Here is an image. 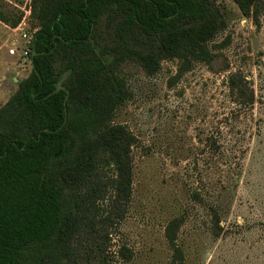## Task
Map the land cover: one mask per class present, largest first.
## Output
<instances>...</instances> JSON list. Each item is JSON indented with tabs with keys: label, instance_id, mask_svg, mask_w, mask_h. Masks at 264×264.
<instances>
[{
	"label": "trees",
	"instance_id": "obj_1",
	"mask_svg": "<svg viewBox=\"0 0 264 264\" xmlns=\"http://www.w3.org/2000/svg\"><path fill=\"white\" fill-rule=\"evenodd\" d=\"M233 2L259 23L262 0ZM28 11L38 28L32 70L0 108V264H78L77 237L113 224L111 214L122 216L133 192L136 138L115 122L130 97L124 67L151 76L178 61L180 76L212 65L227 18L219 0H31ZM24 17L5 15L0 2L10 29ZM227 87L236 107L254 106L241 73H230ZM105 203L111 212L101 220ZM184 223L178 216L166 226L169 264L185 262Z\"/></svg>",
	"mask_w": 264,
	"mask_h": 264
},
{
	"label": "rangeland",
	"instance_id": "obj_2",
	"mask_svg": "<svg viewBox=\"0 0 264 264\" xmlns=\"http://www.w3.org/2000/svg\"><path fill=\"white\" fill-rule=\"evenodd\" d=\"M0 2L2 13L23 14L33 27L31 0ZM219 3L227 27L213 43L212 65L180 76L178 61H164L151 76L135 64L124 67L130 97L115 122L136 138L133 192L122 216L111 214L113 224L77 237L80 264H169L165 229L178 216L185 218L178 238L184 264H264V8L255 24L233 0ZM9 29L0 21V108L32 70L6 55ZM236 71L254 92L253 107L231 102L227 79ZM122 247L131 260L119 254Z\"/></svg>",
	"mask_w": 264,
	"mask_h": 264
},
{
	"label": "built area",
	"instance_id": "obj_3",
	"mask_svg": "<svg viewBox=\"0 0 264 264\" xmlns=\"http://www.w3.org/2000/svg\"><path fill=\"white\" fill-rule=\"evenodd\" d=\"M30 18V12H28ZM24 17L21 24L16 29H11L13 37L7 44V52L10 57H18L24 64L31 62V55L33 53V45L35 41V34L38 28L30 29L26 24Z\"/></svg>",
	"mask_w": 264,
	"mask_h": 264
},
{
	"label": "water",
	"instance_id": "obj_4",
	"mask_svg": "<svg viewBox=\"0 0 264 264\" xmlns=\"http://www.w3.org/2000/svg\"><path fill=\"white\" fill-rule=\"evenodd\" d=\"M69 75H70V72L64 73V75L62 76V78L58 82V90L63 89V83L67 80V78L69 77Z\"/></svg>",
	"mask_w": 264,
	"mask_h": 264
},
{
	"label": "crops",
	"instance_id": "obj_5",
	"mask_svg": "<svg viewBox=\"0 0 264 264\" xmlns=\"http://www.w3.org/2000/svg\"><path fill=\"white\" fill-rule=\"evenodd\" d=\"M9 30L11 31V29H9ZM6 53H7L6 55H7L8 57H10V56L8 55V52H7V51H6ZM10 58H12V57H10ZM16 81H18V80H16Z\"/></svg>",
	"mask_w": 264,
	"mask_h": 264
}]
</instances>
